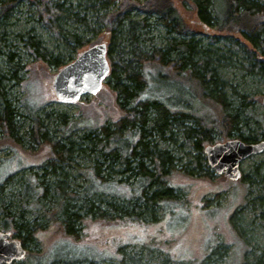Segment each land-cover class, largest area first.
I'll return each instance as SVG.
<instances>
[{
  "label": "trees",
  "instance_id": "obj_1",
  "mask_svg": "<svg viewBox=\"0 0 264 264\" xmlns=\"http://www.w3.org/2000/svg\"><path fill=\"white\" fill-rule=\"evenodd\" d=\"M68 1L31 2L37 8L38 20L43 27L69 50L79 52L80 49L88 47V41L77 32L66 28L65 19H69L68 15L72 10L67 7ZM185 1L191 5L195 13L197 28L192 26L190 22L192 20L187 21L183 17L173 0H87L91 10L97 14L100 11L104 12L99 15L97 25L87 23L85 18L74 19L79 24L85 23L89 32L102 34L107 39L111 73L106 81L117 96L120 115L93 130L75 127L72 122H68L65 115L53 116V113L43 112L30 116L33 125L25 131L30 144V154L41 158L38 166L44 174L52 175L51 185L47 184V181L39 182L38 172L33 173L35 178L33 183L30 177L25 176L26 174L23 180V176L16 178L17 173H14L0 184V210L5 214V229L15 231L24 247L28 241L36 239L37 234L44 229V223L25 220L23 213L18 211L12 213L10 205L4 204L3 201L5 187L13 186V191L9 193L18 201L25 204L30 200L35 201L41 204V208L46 212H49L48 207L45 209L48 201H43L51 192L56 193L57 196L51 199V204L60 205L59 212L50 213V220L54 224L63 223L62 228L66 235L79 238L76 233L77 222L86 215L98 214L95 216L106 222L116 223L129 219H136L140 223L157 222L160 218L158 209L167 211V207L175 203L177 188L184 190L183 185L173 187L174 174L178 179L193 175L204 176L209 180L215 176L204 155L205 148L213 144L214 135L220 137L218 141L225 142L233 136L246 144L264 140V134L258 138L242 132L241 125L245 123L246 117H252L250 114L244 116L247 114L250 99L243 97L240 104L235 107L225 102L216 68L213 67V64L222 59L209 47L198 42L194 36L214 26L219 27L220 32L232 40L233 46L243 44L250 63L245 69L264 75V0ZM20 3L21 0H0L2 36L6 34V25L12 17L14 7ZM217 3L225 5L224 13L219 19L212 16V8ZM111 5L117 7L110 11ZM153 20L168 32L164 48L153 45L147 49L145 46L142 35L143 32L151 31ZM177 34L182 38H177ZM19 40L35 59L49 67H63L74 60L71 57L55 56L54 51H50L41 38L34 35L31 28L19 36ZM14 56L12 53H3L0 48V58L6 66L4 71L0 68V131L3 135L0 148L20 147L23 139L19 137V132L23 128V125H19V120L23 116H20L14 106L13 96L7 89L9 86H19L24 81L21 72L25 67L21 62H15ZM164 88L166 94L163 93ZM176 90L186 98L173 100L166 97L175 94ZM207 105L212 108L211 114L195 116L197 113L200 114L201 107L205 108ZM52 119L67 126L61 129L63 134L60 138L51 136L45 124V120ZM192 120L194 121L192 125H186V122ZM255 121L264 128V116L261 120L255 118ZM78 130L85 132L75 138ZM177 131L182 133L187 145L198 152L197 160L194 162L196 165L192 170H188L187 167L183 170L177 169L176 158L172 152L168 148L162 149L155 140H173L177 137ZM35 145L39 146L37 152ZM88 152L90 153L87 154ZM79 154L89 159L93 154L97 156L98 159L93 160L90 171L83 169L81 171L76 161ZM117 167L119 168L116 169ZM69 170H78L80 173L84 171L87 179L92 181L91 186L85 189L86 196L83 193L81 196L74 194L71 197L67 192L64 182L68 180ZM114 173L122 176L121 180L115 182L116 185H129L130 181H135L136 194L122 197L123 203L114 200L96 204L94 195L99 190L103 192L104 185L108 186L113 182L111 176ZM240 182L264 188V166L257 167L253 174H243ZM59 197H62L61 202H58ZM74 198L83 201H79L81 204L78 206L73 204ZM113 198L117 199L119 196L114 194ZM259 201L262 203L263 199ZM83 211H86V214L80 215ZM258 218L264 224V210L260 212ZM237 219L238 215L235 213L230 220L232 230L242 236ZM124 248L119 247L118 251L123 254ZM222 249L224 248L221 246L216 247L214 255L224 256L226 252H221ZM92 259L58 260L66 264L84 261L95 263ZM121 261L142 264V260L133 254H123ZM254 264H264V253Z\"/></svg>",
  "mask_w": 264,
  "mask_h": 264
},
{
  "label": "rangeland",
  "instance_id": "obj_2",
  "mask_svg": "<svg viewBox=\"0 0 264 264\" xmlns=\"http://www.w3.org/2000/svg\"><path fill=\"white\" fill-rule=\"evenodd\" d=\"M31 1L21 0V3L16 8L14 7L12 17L6 25L5 36H2L3 30L0 29L2 52L14 54V61L21 62V65L25 67L21 72L24 78L23 83L7 88L13 96L14 106L18 109L20 116H23L19 120V125H23L19 137H23V139L20 147L0 148V184L6 177L14 173H17L16 178L23 176V180H25V176L30 177L33 183L35 181L33 173L38 172L40 175L38 181H47V184L51 185L52 175L44 174V171L38 166L41 163V158L30 154V144L25 131L33 125L30 119L32 114L45 112L53 113V116L65 115L68 122H72L75 127L88 130L99 128L107 121L115 120L120 115L117 96L107 85V79L101 90L94 95L85 96L69 103L59 102L55 96L53 82L56 75L67 65L63 67L47 66L35 59L19 40V36L24 35L31 28L34 35L41 38L50 51H54L55 56L71 57L74 58L72 61L74 62L85 50L99 44H107L105 36L89 32L85 23H82L83 25L77 23L79 18H85L87 23L96 26L99 22V15L104 12L100 11L97 14L91 10L87 0L68 1L67 7L72 10L69 12V19H65L66 28L85 38L89 47L76 52L69 50L66 45L59 42L51 32L43 27L38 20L37 8ZM173 2L183 17L187 21L192 20L190 21L192 26L197 28L195 13L191 5L185 0H173ZM116 7L111 5L109 10ZM224 10L225 5L217 3L212 8L213 18L219 19ZM76 18L78 19L74 20ZM152 24L151 31L143 32L144 35H142L145 46L147 49L153 45L164 48L166 38L169 36L168 32L164 27L157 25L155 20L152 21ZM194 36L198 42L209 47L222 59L213 64V67L216 68L225 102L235 107L240 104L243 97L250 99L247 114L245 113L244 116L250 114L252 117H246L245 123L241 125L242 132L245 135L253 134L261 138L264 128L261 124L256 123L255 118L261 120L264 116V75L245 69L250 63L249 57L242 47L243 44L233 46L232 40L226 38L220 32L219 27L214 26L202 34ZM179 37L182 38L177 34V38ZM0 68L2 71L6 70L1 58ZM166 92L164 88L163 93L166 94ZM178 92L176 90L175 94L166 95V97L173 100H184L185 95H180ZM201 109L200 114L197 113L195 116L212 112L210 105L205 108L201 107ZM193 123V120L188 121L186 125ZM45 124L50 130V135L57 138L63 134L61 129L67 127L55 119L45 120ZM84 132V130H78L75 138ZM2 138L3 135L0 131V141ZM236 139L238 138L233 136L227 141ZM155 140L162 149L168 148L172 152L176 158L177 169L183 170L187 167L188 170H192L196 165L194 162L197 160L198 152L187 145L180 131H177V137L173 140ZM218 140L220 137L214 135V142L211 146L225 143V141ZM38 150L39 146L35 145V151ZM95 159L98 158L94 154L90 159L81 154L76 156L81 171L82 169L90 171ZM262 166H264V153L252 156L241 164L242 176L243 174H253L257 167ZM210 170L213 171L211 168ZM106 172L108 174V171ZM213 172L215 176L209 180L204 176L193 175V177L186 175L187 177L178 179L174 174L173 187L183 185L184 190L177 188L175 203L169 205L167 211L163 212L158 209L160 218L157 222L140 223L136 219H129L116 223L106 222L99 216H95L98 214L86 215L84 219L77 222L76 233L79 238L66 235L62 228L64 227L63 223L54 224L50 220L51 216L49 215L59 212L60 205L51 204V199L56 193L51 192V195L43 201H48L45 209L49 208V212H46L41 208V204L35 201L30 200L26 204L18 201L9 193L13 191V186L5 187L3 191L5 200L3 201L4 204L10 205L12 213L18 211L23 213L25 220H37L44 223V229L37 234L36 239L27 242L26 257L14 264H66L62 260H58L63 258H93L92 260L95 262L84 261L77 264H129L121 261L123 254L137 256L142 260V264H254L255 260L262 257L264 253V224L258 218L260 212L264 210V188L258 185L248 186L247 181H232L224 175H217L215 171ZM68 174L70 175L64 182L66 184L64 187L67 188L71 197L74 194L81 196L84 193L85 195V189L91 186L92 181L87 179L84 171L80 173L78 170H69ZM111 177L113 182L108 186L104 185L105 190H102L103 192L99 190L94 195L96 204H101V201L112 202L114 200L123 203L122 197L136 194L135 181H130L129 185H116L115 182L121 180L122 176L114 173ZM112 194H116L119 198H113ZM61 199L62 197H59L58 202H61ZM260 199H263L262 203H260ZM79 201L77 198L72 200L73 204L78 206L81 204ZM1 204L3 205V202ZM85 212H81L80 215H85ZM235 213L238 215L237 220L242 230V236L232 230L230 220ZM4 221L5 214L0 210V232L9 233L11 238L20 239L12 229H5ZM218 246L224 248L221 251L226 252L224 256L222 254L214 255V250ZM119 247H125L122 250L123 254L118 251ZM170 250L173 254H170Z\"/></svg>",
  "mask_w": 264,
  "mask_h": 264
},
{
  "label": "water",
  "instance_id": "obj_3",
  "mask_svg": "<svg viewBox=\"0 0 264 264\" xmlns=\"http://www.w3.org/2000/svg\"><path fill=\"white\" fill-rule=\"evenodd\" d=\"M109 73L106 44L92 47L56 75L53 83L56 96L62 102H73L84 96L94 95L101 90ZM204 153L208 166L217 175L237 181L242 177V162L264 153V140L255 144L229 140L206 147ZM26 255L27 250L19 239L0 232V264H14L23 260Z\"/></svg>",
  "mask_w": 264,
  "mask_h": 264
},
{
  "label": "bare ground",
  "instance_id": "obj_4",
  "mask_svg": "<svg viewBox=\"0 0 264 264\" xmlns=\"http://www.w3.org/2000/svg\"><path fill=\"white\" fill-rule=\"evenodd\" d=\"M99 45H100V44H99ZM96 46H97V45H96ZM106 46H107V44H106ZM93 47H95V46H93ZM91 48H92V47H91ZM89 49H90V48H89ZM89 49H87V50H89ZM85 51H86V50H85ZM85 51H84V52H85ZM84 52H83V53H84ZM83 53H81V54H83ZM80 56H81V55H80ZM80 56H79V57H80ZM79 57H78V58H79ZM78 58H77V59H78ZM77 59H76V60H77ZM76 60H75V61H76ZM107 60H108L109 66H110V73H111V63H110L109 58H108V46H107ZM75 61H74V62H75ZM74 62H72V63H74ZM70 64H71V63H70ZM70 64H69V65H70ZM67 66H68V65H67ZM110 73H109L108 77L110 76ZM108 77H107V78H108ZM107 78H106V79H107ZM106 79H105V80H106ZM88 96H89V95H88ZM263 102H264V100H263ZM263 104H264V103H263ZM262 141H263V140H262ZM260 142H261V141H260ZM258 143H259V142H258ZM204 154H205V153H204ZM262 154H263V153H262ZM242 163H243V162H242ZM241 178H242V177H241ZM241 178H240V179H241ZM240 179H239V180H240Z\"/></svg>",
  "mask_w": 264,
  "mask_h": 264
},
{
  "label": "crops",
  "instance_id": "obj_5",
  "mask_svg": "<svg viewBox=\"0 0 264 264\" xmlns=\"http://www.w3.org/2000/svg\"><path fill=\"white\" fill-rule=\"evenodd\" d=\"M170 254H173L172 250H170Z\"/></svg>",
  "mask_w": 264,
  "mask_h": 264
}]
</instances>
